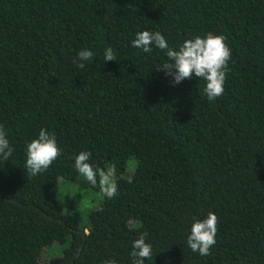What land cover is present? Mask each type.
Masks as SVG:
<instances>
[{"label": "trees", "instance_id": "1", "mask_svg": "<svg viewBox=\"0 0 264 264\" xmlns=\"http://www.w3.org/2000/svg\"><path fill=\"white\" fill-rule=\"evenodd\" d=\"M144 30L175 49L223 35V94L209 101L195 76L170 83L162 50L131 46ZM0 127L13 147L0 160V264H130L141 233L145 264H264V0H0ZM42 128L60 152L33 176L25 145ZM80 151L114 169L116 196L77 173ZM210 211L216 243L201 257L188 228Z\"/></svg>", "mask_w": 264, "mask_h": 264}, {"label": "clouds", "instance_id": "2", "mask_svg": "<svg viewBox=\"0 0 264 264\" xmlns=\"http://www.w3.org/2000/svg\"><path fill=\"white\" fill-rule=\"evenodd\" d=\"M133 48L140 49L144 53H152L153 49L162 50L166 60L156 70L163 72L172 84H180L185 79L193 76L203 79L205 82L204 93L209 101L215 100L224 92L228 61L231 58V50L225 43L223 35H215L211 32L204 35H196L185 39L178 49L169 46L165 36L159 31H138L131 41ZM94 52L91 49H81L73 63L79 68L85 67V62L93 59ZM103 60L116 61V54L111 46L104 48ZM13 147L6 131L0 127V160L11 157ZM58 148L55 136L50 135L47 129H41L38 136L25 145L26 170L33 176L45 171L58 157ZM92 153L80 151L74 156V168L92 186L98 187L99 193L108 199L118 194V185L114 178L112 167L101 168L91 162ZM217 216L214 212H208L203 219L193 218L188 228L186 246L201 257L208 256L210 249L216 243ZM147 233H141L131 243L129 251L130 264H145L153 253L150 243L146 242ZM103 264H117L114 258L106 259Z\"/></svg>", "mask_w": 264, "mask_h": 264}, {"label": "rangeland", "instance_id": "3", "mask_svg": "<svg viewBox=\"0 0 264 264\" xmlns=\"http://www.w3.org/2000/svg\"><path fill=\"white\" fill-rule=\"evenodd\" d=\"M135 160L133 159V160H130L129 161V165H128V169H130V167L132 166V165H135ZM133 167V166H132ZM70 186H71V183H68V182H64L63 183V185H62V191L64 192V193H67L68 192V190L70 189ZM56 246L55 247H52V248H50V249H46V250H44V252H43V255H42V258H43V260H46V259H48V258H50V257H52V256H55V255H57L58 254V251L56 250Z\"/></svg>", "mask_w": 264, "mask_h": 264}]
</instances>
